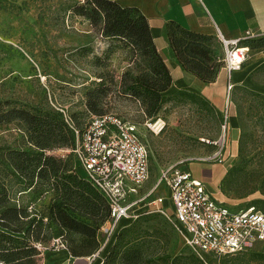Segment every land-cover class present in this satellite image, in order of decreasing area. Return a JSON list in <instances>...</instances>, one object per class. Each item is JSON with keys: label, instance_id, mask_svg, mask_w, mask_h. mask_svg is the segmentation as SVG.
Returning <instances> with one entry per match:
<instances>
[{"label": "rangeland", "instance_id": "rangeland-1", "mask_svg": "<svg viewBox=\"0 0 264 264\" xmlns=\"http://www.w3.org/2000/svg\"><path fill=\"white\" fill-rule=\"evenodd\" d=\"M81 2L0 0V111L62 108L82 123L90 120L83 105L86 91L95 86L102 74H113L117 80L130 62V55L120 42L101 38L88 20L72 13L71 6ZM214 36L223 58L224 48ZM259 58L264 59V49H252L248 61ZM223 68L222 60L220 70ZM256 77L264 82V70ZM223 85L218 99L209 101L211 107L171 99L153 117L147 116L137 101L112 87L105 109L134 124L147 144L151 164L149 185L163 167L181 164L189 169L204 164L217 175L215 180L204 182L227 205L264 208L255 203L264 200L263 108L244 96L241 89L233 88L229 115L241 112L242 123L238 140L231 142L229 120L225 132L221 122L227 105V81ZM5 146L32 149L17 122L0 124V147ZM53 154L60 153L55 150ZM71 162L75 165L72 158ZM231 169L235 170L228 175ZM19 197L24 204L33 203L31 212L45 213L53 194L27 192ZM143 225L149 231L160 232L159 237H151L148 264H195V255L181 243L167 219L155 217ZM60 245L50 241L41 248L44 252ZM43 264L54 263L43 256ZM210 264H264V245L213 259Z\"/></svg>", "mask_w": 264, "mask_h": 264}, {"label": "trees", "instance_id": "trees-1", "mask_svg": "<svg viewBox=\"0 0 264 264\" xmlns=\"http://www.w3.org/2000/svg\"><path fill=\"white\" fill-rule=\"evenodd\" d=\"M71 11L88 20L101 38L120 42L130 55V62L117 80L113 74H102L95 86L86 91L83 105L90 120L112 114L105 109L112 87L137 101L149 117L156 116L171 99L211 107L207 99L190 90L165 94L172 85V75L156 47L148 19L138 7L123 6L117 0H83L72 5ZM164 33L173 57L184 71L206 84L216 80L223 58L214 35L189 30L175 21L165 23ZM243 43L251 50H263L264 35ZM263 70L264 63L251 72V79L260 82L256 75ZM233 88L241 89L250 101L262 106L264 113L263 93L242 85ZM237 116L241 125V112ZM70 117L78 128L90 121L82 123ZM11 122H17L24 130L32 149L0 147V264H43L41 245L56 239L73 258L90 257L99 247V228L109 217V207L76 171L71 162L72 158L75 163L72 153L53 154L55 150L73 146L72 128L62 113L51 107L0 111V124ZM27 192L53 194L45 213L31 212L33 203L22 202L19 196ZM255 203L264 205V200ZM254 207L264 212V208ZM155 217L162 216L142 215L122 227L102 264H148L151 237H159L160 232L149 231L143 222ZM194 262L204 264L197 256Z\"/></svg>", "mask_w": 264, "mask_h": 264}, {"label": "built area", "instance_id": "built-area-1", "mask_svg": "<svg viewBox=\"0 0 264 264\" xmlns=\"http://www.w3.org/2000/svg\"><path fill=\"white\" fill-rule=\"evenodd\" d=\"M216 36L224 48V68L229 73L239 70L251 52L241 42L254 37V33L228 39L218 31ZM233 86L228 81L227 105L221 118L223 132L230 116L228 102ZM58 110L72 128L75 140L72 147L57 151L60 155L73 154L81 176L109 207V217L99 228V247L89 257L91 260L102 256L123 223L151 213L171 222L181 243L204 264L264 245V212L254 206L227 205L183 165L161 168L149 185V150L134 124L106 114L78 128L66 110ZM54 242L60 243L59 239Z\"/></svg>", "mask_w": 264, "mask_h": 264}, {"label": "crops", "instance_id": "crops-1", "mask_svg": "<svg viewBox=\"0 0 264 264\" xmlns=\"http://www.w3.org/2000/svg\"><path fill=\"white\" fill-rule=\"evenodd\" d=\"M117 1L123 6L138 7L148 19L156 47L164 57L172 75L169 91L190 90L202 95L210 102H215L224 87V82L230 81L233 85L246 86L264 94V82H254L251 79V72L264 63L263 58L254 61L247 59L239 70L231 73L223 68L224 70L219 71L214 82L206 84L179 66L170 51L168 39L164 33L165 23L175 21L184 28L203 34L216 35L219 31L225 38L234 39L241 38L246 32H250L254 33L252 38H257L264 35V0ZM243 41L242 44H244ZM229 127L228 139L235 142L239 138V121L234 112L230 113ZM189 170L196 178L203 181L204 179L213 181L217 177L214 171L204 164H198L195 168L192 165ZM217 198L220 199L218 196ZM114 240L115 237L107 243L102 256L95 260L89 257L73 258L64 245H60L57 249H46L43 256L54 264H78L79 261L81 264H102Z\"/></svg>", "mask_w": 264, "mask_h": 264}]
</instances>
